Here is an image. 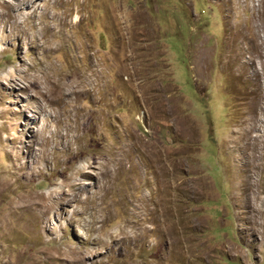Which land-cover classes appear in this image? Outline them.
Masks as SVG:
<instances>
[{"label": "rangeland", "instance_id": "obj_1", "mask_svg": "<svg viewBox=\"0 0 264 264\" xmlns=\"http://www.w3.org/2000/svg\"><path fill=\"white\" fill-rule=\"evenodd\" d=\"M0 264H264V0H0Z\"/></svg>", "mask_w": 264, "mask_h": 264}]
</instances>
